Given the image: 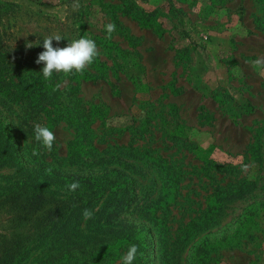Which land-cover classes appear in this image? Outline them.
I'll list each match as a JSON object with an SVG mask.
<instances>
[{
	"label": "rangeland",
	"instance_id": "1",
	"mask_svg": "<svg viewBox=\"0 0 264 264\" xmlns=\"http://www.w3.org/2000/svg\"><path fill=\"white\" fill-rule=\"evenodd\" d=\"M54 34L64 38L54 47L86 37L99 55L82 74L45 80L35 61ZM257 59H264V0H0V124L11 123L21 158L38 162L37 180L62 202L70 179L119 173L135 195L104 222L96 213L112 206H103L107 192H97L83 202L91 219L77 209L42 229L57 202L42 192L47 201L36 212L15 216L2 195L15 168L0 157V237L27 244L20 264H39L66 246L65 264H121L132 244L106 254L120 243L118 220L147 233V262L133 264H264V64ZM32 79L39 85L23 86ZM28 92L66 100L78 120L81 112L97 116L92 142L107 162L80 158L77 126L44 112L52 101L31 108L18 98ZM37 123L56 135L50 152L34 139ZM164 229L158 252L155 235Z\"/></svg>",
	"mask_w": 264,
	"mask_h": 264
},
{
	"label": "trees",
	"instance_id": "2",
	"mask_svg": "<svg viewBox=\"0 0 264 264\" xmlns=\"http://www.w3.org/2000/svg\"><path fill=\"white\" fill-rule=\"evenodd\" d=\"M35 1V0H30ZM42 3V2H37ZM38 81L36 79H32L29 81H25L23 86H27L28 88H35L38 86ZM31 92L21 94L18 98L22 100V102L29 105L31 108L39 107V105L48 103L47 101H52V109H44V112L54 113V119L63 120L68 124H75L76 131L78 129L77 135L75 136V142L81 146V148L76 152L80 158H84L88 164L92 165H101L102 163H106L108 157H98L100 154V150L96 146L95 142H92L93 138V129L90 127L91 123L97 119V116H92L91 113H83L79 114L80 119L78 120L77 114L75 112H71L69 110V106H67L66 100H62L58 98L56 95H37L32 96ZM75 101V100H74ZM84 116V118H83ZM74 120V121H73ZM11 129V123L6 124L5 126H1L0 124V157L2 158L4 163H12L15 168L14 175H12V179L10 180L8 188V194H2L3 197H7L8 208L14 212V215L21 218L24 215H32L36 212L37 209L41 207V203L47 201L43 198L42 192H48V200L55 201V203L51 208L46 210V214L44 216V221L42 222V229L45 227L47 223H54L58 219H63L67 221V217L69 214H72L77 211V209H86L87 206H84L83 202L89 203L96 196L97 192H107L106 198L103 203V206H112V209L106 214L98 211L99 219H103L104 222H107L111 219L118 218V214L127 209L129 204L133 202V198L135 195L132 190L133 187L130 186V183L125 180V177L122 174H117L113 177L106 176H93L86 177L84 179H70L71 183L74 181H79L80 187L75 191H69L68 194H65V200L62 202L61 200H57L52 197L56 191L54 189L48 188L47 185L40 184L39 177L37 176V161L26 162L21 158L20 155V145L16 138V136L9 135V131ZM6 131V132H5ZM13 133V132H12ZM11 137L10 139L8 138ZM89 145V146H87ZM82 149V150H81ZM33 157V155H31ZM255 161L259 162V155L255 156ZM1 161V160H0ZM41 163V162H40ZM9 165V164H8ZM264 169V166H263ZM58 177L55 175L54 177ZM39 179V180H37ZM64 182V181H63ZM104 207H98V210ZM113 213L116 215L113 216ZM113 216V217H112ZM160 226V223H159ZM164 227V225H162ZM160 229V227H159ZM167 229H164L161 233L156 234V238L158 239L157 243V251H162L164 247L165 241L161 242L160 240L164 238L167 234ZM135 232L134 228L131 224L123 223L118 220V228L116 230V235L113 238L114 243L116 241H120L116 247L107 249L106 254L110 251H123L125 246L129 244H136L139 246V251L137 254V259L143 260V255L146 254V246L147 241V233L141 235L140 233ZM105 241L101 239V241ZM24 240H19L18 237H0V264H20L21 260L25 257L23 253L24 247L27 246L26 243H23ZM144 243L143 245L141 244ZM106 247V243L102 244V248ZM67 249H64L56 254L52 252H48L44 256V258L39 262V264H65L67 262V258L65 257V253H68V250L71 247L66 246ZM68 255V254H67ZM22 256V257H21ZM147 262V261H145Z\"/></svg>",
	"mask_w": 264,
	"mask_h": 264
},
{
	"label": "clouds",
	"instance_id": "3",
	"mask_svg": "<svg viewBox=\"0 0 264 264\" xmlns=\"http://www.w3.org/2000/svg\"><path fill=\"white\" fill-rule=\"evenodd\" d=\"M74 7H78L74 5ZM105 30L107 33V39L112 38V33L116 30L115 23L109 22L105 25ZM64 39L60 35H51L44 39L43 49L40 52L35 63H43V68L41 70L45 80H51L54 72H63L65 74H70L75 70L76 73L82 74L85 69L93 63L95 57L99 55L97 45L94 40L86 37H81L77 40H73L68 43L65 47H54L52 41L57 42ZM32 44H28L27 47H32ZM256 64H264V59H257ZM59 84L53 88L56 91L59 88ZM34 139L39 142L43 148L47 149L49 152L52 150L53 144L56 141V135L54 131L50 130L47 126H42L37 123L34 125ZM34 156L40 155L37 150H33ZM49 173L51 169H47ZM80 187L79 181H74L67 185V188L71 192H75ZM85 220L91 219L94 215L92 210L84 209L82 213ZM139 251V246L132 244L128 247L127 252L121 258V264H133L137 258Z\"/></svg>",
	"mask_w": 264,
	"mask_h": 264
}]
</instances>
